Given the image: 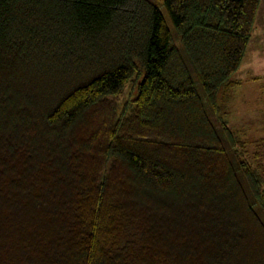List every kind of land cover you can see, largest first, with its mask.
<instances>
[{
    "label": "trees",
    "instance_id": "obj_1",
    "mask_svg": "<svg viewBox=\"0 0 264 264\" xmlns=\"http://www.w3.org/2000/svg\"><path fill=\"white\" fill-rule=\"evenodd\" d=\"M157 2L0 0V264H264L260 0Z\"/></svg>",
    "mask_w": 264,
    "mask_h": 264
},
{
    "label": "rangeland",
    "instance_id": "obj_2",
    "mask_svg": "<svg viewBox=\"0 0 264 264\" xmlns=\"http://www.w3.org/2000/svg\"><path fill=\"white\" fill-rule=\"evenodd\" d=\"M157 2V0H153ZM158 3V2H157ZM167 19L170 15L161 5ZM233 78L239 80L233 91L230 118L234 128H243L250 139L264 136V0H260L251 39L242 63Z\"/></svg>",
    "mask_w": 264,
    "mask_h": 264
}]
</instances>
